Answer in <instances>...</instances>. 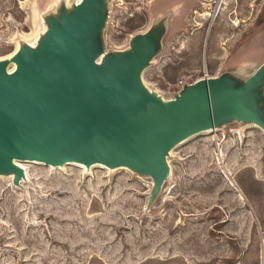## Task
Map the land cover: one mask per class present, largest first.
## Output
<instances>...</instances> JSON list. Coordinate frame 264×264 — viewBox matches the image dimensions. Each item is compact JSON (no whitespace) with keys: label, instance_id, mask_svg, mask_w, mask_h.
Masks as SVG:
<instances>
[{"label":"rangeland","instance_id":"374dc122","mask_svg":"<svg viewBox=\"0 0 264 264\" xmlns=\"http://www.w3.org/2000/svg\"><path fill=\"white\" fill-rule=\"evenodd\" d=\"M51 32L92 89L127 67L131 97L245 86L254 118L185 115L151 164L1 166L0 264H264V0H0L7 71Z\"/></svg>","mask_w":264,"mask_h":264},{"label":"water","instance_id":"95a60500","mask_svg":"<svg viewBox=\"0 0 264 264\" xmlns=\"http://www.w3.org/2000/svg\"><path fill=\"white\" fill-rule=\"evenodd\" d=\"M75 35L51 32L40 55L18 61L9 73L0 64V167H20L10 158L51 165L143 160L151 164L173 138L174 123L196 113H214L233 101L184 92L169 100L131 97V67L114 70L91 88L80 63Z\"/></svg>","mask_w":264,"mask_h":264},{"label":"bare ground","instance_id":"6f19581e","mask_svg":"<svg viewBox=\"0 0 264 264\" xmlns=\"http://www.w3.org/2000/svg\"><path fill=\"white\" fill-rule=\"evenodd\" d=\"M74 12V11H73ZM72 15V14H71ZM58 21V20H57ZM60 25V24H59ZM37 55V54H36ZM0 64H3V63H0ZM14 68L10 71H7L6 67V71L9 72V73H12L16 70L17 68V62L14 63ZM256 72V71H255ZM262 73V71H261ZM259 74L260 72H256L253 74L252 76V83L255 84L258 80H259ZM212 90V97L211 98H220L222 95H225V96H228L232 93V91L230 92H218L215 88H211ZM247 90V89H246ZM220 91V90H219ZM204 97L206 96V94L203 95ZM219 110H222V111H227L229 112L231 115L237 117V118H241L243 120H247V117L250 116L252 118H254V115L251 111H249L248 109H246L245 107L241 106V105H234V104H230V105H224L222 106ZM249 119V118H248ZM261 122V121H260ZM9 161L11 163H13L15 166L19 167L18 164L15 163V161H19V162H27V161H39V160H35V159H31V158H26V157H23V158H10ZM39 162H42V163H45L43 161H39ZM66 163H72V164H77V165H80V166H89V165H94V164H104V163H92V164H85V163H82V162H75V161H72V162H66ZM47 165H51L49 163H45ZM42 165V164H41ZM63 165V164H62ZM58 166V165H56ZM76 166V165H75ZM23 168V167H22ZM15 170V169H14ZM25 171V170H24ZM23 179V178H22Z\"/></svg>","mask_w":264,"mask_h":264}]
</instances>
